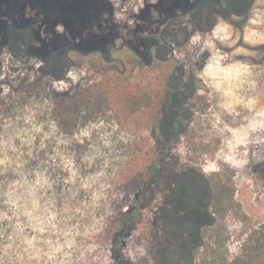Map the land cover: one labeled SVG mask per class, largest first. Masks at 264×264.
Returning a JSON list of instances; mask_svg holds the SVG:
<instances>
[{"label":"rangeland","instance_id":"1","mask_svg":"<svg viewBox=\"0 0 264 264\" xmlns=\"http://www.w3.org/2000/svg\"><path fill=\"white\" fill-rule=\"evenodd\" d=\"M162 2L0 0V38L6 25L27 24L45 40L67 36L86 44L115 33L129 40L135 19L145 24L162 17ZM214 34L217 38L208 36L200 45L201 52L210 54L201 86L210 91L211 108L201 110L193 125L184 126L187 137L173 135L183 128L178 126H164L163 131L156 127L153 137L143 115L117 114L116 102L108 104L115 89L132 85L133 67L126 51L112 54L126 63L125 75L118 63H101L105 67L101 76L92 74L86 64L63 78L50 74L41 83L47 92L40 90L39 98L13 104L12 110L9 99L15 96L18 82L27 80L31 89L40 78L39 62L24 59L21 41L17 49L2 51L0 264H161L168 252H174L180 264H228L242 252L251 232L264 225V108L249 132L242 120L234 122L242 106H230L229 34L225 30ZM94 57L83 61H97ZM98 83L105 93L100 110L90 107L72 135H61L48 116L47 94ZM249 133L260 135L262 156L257 164L248 146ZM155 144L162 145L155 157L164 161L162 176L141 202L146 207L138 208L139 217L123 216L128 229L114 239L111 231L118 227L120 213L128 211L126 206L136 197L132 178L151 165L150 149ZM161 150H166L165 159ZM218 174L234 187L232 203L222 218L212 214L207 190ZM166 180L189 182L188 197L193 195L197 204L189 206L180 190L167 198ZM187 234L194 241L192 258H188Z\"/></svg>","mask_w":264,"mask_h":264},{"label":"flooded vegetation","instance_id":"2","mask_svg":"<svg viewBox=\"0 0 264 264\" xmlns=\"http://www.w3.org/2000/svg\"><path fill=\"white\" fill-rule=\"evenodd\" d=\"M162 3V17L145 24L138 19L132 22L129 40L120 33L108 37L101 35L86 44L67 36L45 40L35 34L33 26L8 24L0 38V47H3L0 56L5 49L14 46L17 49L21 41L24 59L39 62L37 73L41 76L51 74L57 79L85 64L92 74L101 76L105 72L101 63L109 66L118 63L121 75H125L126 63L112 54L126 51L133 67L130 70L132 85L161 110L156 118L157 125L183 127L173 135L187 137L188 129L184 126L193 125L196 115L200 116V111L210 109L212 104L210 91L201 86L203 68L210 54L201 52L200 45L208 36L217 38L216 31L225 30L229 34L226 55L231 67L228 88L233 105L230 106H242L241 116L237 113L233 120H242L249 132V126L260 121L259 110L264 108V0H163ZM90 56H95L97 61H83ZM2 94L3 91L0 96ZM213 98L218 100V97ZM237 98L238 104L235 103ZM147 123L152 125L151 119ZM249 134L248 146L254 152L252 161L257 164L262 156L260 135ZM151 135L156 136L155 128H151ZM165 151L161 150L160 155ZM170 184L172 189L168 187L167 198L173 190H180L189 206L197 204L193 195L188 197L190 193L185 187L189 182L172 180ZM147 193L142 190L144 198ZM185 239L190 244L187 246L190 258L194 241L188 234Z\"/></svg>","mask_w":264,"mask_h":264},{"label":"trees","instance_id":"3","mask_svg":"<svg viewBox=\"0 0 264 264\" xmlns=\"http://www.w3.org/2000/svg\"><path fill=\"white\" fill-rule=\"evenodd\" d=\"M2 30V26H1ZM3 32V31H2ZM2 36V35H1ZM39 74V73H38ZM40 78L36 80L31 89H27V80L22 79L18 82V87L15 89L14 94L10 97V102L12 107L9 110L14 109L13 104L15 105H23L27 99L30 98H39L41 96V91L47 92V90H43L42 80L44 76H39ZM102 83H98L92 88L84 87L80 85L76 87L74 90H53L47 94L49 96V107H48V116L52 118L54 121L55 127L61 135L69 136L72 135L77 127L82 125L83 120L85 119V115L89 108L93 111L100 110L103 104V99L105 100V93L102 90ZM39 90V91H38ZM41 90V91H40ZM146 95H141L139 90L135 89L133 85L125 86V88L115 89L113 97L108 98V104H113L116 102L117 110L116 113L128 114L132 115H143L146 120L152 121L151 128L158 127L159 129H163L164 127L157 125V115L161 114V110L157 107L156 104H151ZM7 106V105H6ZM144 106V107H143ZM156 137V136H155ZM161 144H155L150 150V160L151 165L147 168H142L139 172L132 178L133 183L131 185L133 187L132 193L136 195V197L128 203L126 207H128V211H125L124 214L119 215L117 220L118 227L111 231V233H115L114 239L118 240L123 236L128 226L126 220L123 219V216L126 215L128 218H136L139 217L137 212L138 208L142 206L145 208L146 206L141 205L140 201L144 200L142 195V190L145 189L149 193H153L155 189H153V184H156L160 177L162 176V165L164 163L163 160L156 161V152L158 148H161ZM167 156L166 153L162 157L165 159ZM157 158V157H156ZM159 164V167L155 166ZM155 169V170H154ZM168 187L170 190L172 186L170 184V180L167 181ZM170 184V185H169ZM211 196V211L212 214L217 217H223L227 210L230 208V205L234 196V187L230 182V179L223 180L220 174L215 175L211 178L209 185L207 186ZM130 212V213H129ZM131 219V220H132ZM242 252L233 258L228 264H264V225L260 226L259 229L251 232V234L247 237L244 245L242 246ZM174 252H168L163 256L161 264H180L178 261L174 259Z\"/></svg>","mask_w":264,"mask_h":264},{"label":"water","instance_id":"4","mask_svg":"<svg viewBox=\"0 0 264 264\" xmlns=\"http://www.w3.org/2000/svg\"><path fill=\"white\" fill-rule=\"evenodd\" d=\"M3 47H0V50L2 49ZM3 91V89L0 87V93ZM121 257V256H120ZM126 264H128L127 262H125Z\"/></svg>","mask_w":264,"mask_h":264}]
</instances>
